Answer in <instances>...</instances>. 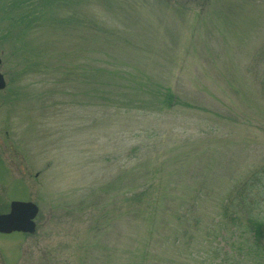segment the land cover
Returning a JSON list of instances; mask_svg holds the SVG:
<instances>
[{"label": "rangeland", "instance_id": "374dc122", "mask_svg": "<svg viewBox=\"0 0 264 264\" xmlns=\"http://www.w3.org/2000/svg\"><path fill=\"white\" fill-rule=\"evenodd\" d=\"M0 73V264H264V0H0Z\"/></svg>", "mask_w": 264, "mask_h": 264}, {"label": "water", "instance_id": "95a60500", "mask_svg": "<svg viewBox=\"0 0 264 264\" xmlns=\"http://www.w3.org/2000/svg\"><path fill=\"white\" fill-rule=\"evenodd\" d=\"M3 87L4 81L0 75V89ZM36 212V206L30 202H11L9 212L0 214V232L21 231L32 233L34 231L32 219Z\"/></svg>", "mask_w": 264, "mask_h": 264}, {"label": "trees", "instance_id": "16d2710c", "mask_svg": "<svg viewBox=\"0 0 264 264\" xmlns=\"http://www.w3.org/2000/svg\"><path fill=\"white\" fill-rule=\"evenodd\" d=\"M253 244L256 250L264 257V247L261 246L262 237L264 234V224L262 221H250L249 222Z\"/></svg>", "mask_w": 264, "mask_h": 264}]
</instances>
